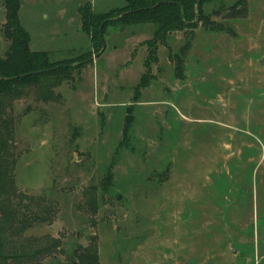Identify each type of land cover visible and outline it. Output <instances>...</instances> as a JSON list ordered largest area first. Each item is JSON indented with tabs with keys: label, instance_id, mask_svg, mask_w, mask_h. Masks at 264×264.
<instances>
[{
	"label": "rangeland",
	"instance_id": "rangeland-1",
	"mask_svg": "<svg viewBox=\"0 0 264 264\" xmlns=\"http://www.w3.org/2000/svg\"><path fill=\"white\" fill-rule=\"evenodd\" d=\"M19 1L33 52L83 63L57 102L30 94L13 106L17 189L55 207L25 234L60 242L43 264L93 242L99 264H264V0H245L240 15L238 0L203 4L225 31L168 36L144 89L154 26L111 19L102 52L81 29L79 8L113 17L126 0ZM4 23L0 0V56Z\"/></svg>",
	"mask_w": 264,
	"mask_h": 264
},
{
	"label": "trees",
	"instance_id": "trees-1",
	"mask_svg": "<svg viewBox=\"0 0 264 264\" xmlns=\"http://www.w3.org/2000/svg\"><path fill=\"white\" fill-rule=\"evenodd\" d=\"M197 1L126 0L124 10L118 15L113 14V17L94 15L87 6L79 8L78 14L82 31L90 37L91 46L100 52L104 51L103 30L111 19L118 17L113 21L118 26H154L151 40L145 44V70L137 86V89H144L150 83L151 65L158 62V48L166 46L168 36L184 32L190 38L198 24L207 31H225L203 12V4L213 0ZM1 2L5 17L2 33L7 51L0 56V264H43L48 256L61 253L60 242L51 238L27 239L25 234L36 225L49 224L50 218L55 215V207L45 199L27 196L17 189L15 170L18 154L14 144L16 119L13 106L30 94L44 104L57 102L59 95H54V90L63 83H71L74 76L80 74L83 63L52 62L46 52H33L29 48L30 35L21 25L20 1ZM244 3L245 0H238L230 9L240 15ZM184 44L174 60V75L178 79H183V57L189 49L188 41ZM129 124H125L122 132L124 145L128 143ZM110 179V174L106 173L105 181ZM101 188L104 190L105 187ZM96 194L93 189L88 193L86 205L91 214L98 212ZM99 259L96 243L93 242L85 248L78 246L63 264H99Z\"/></svg>",
	"mask_w": 264,
	"mask_h": 264
},
{
	"label": "water",
	"instance_id": "water-1",
	"mask_svg": "<svg viewBox=\"0 0 264 264\" xmlns=\"http://www.w3.org/2000/svg\"><path fill=\"white\" fill-rule=\"evenodd\" d=\"M199 2V0L197 1V3ZM99 31H100V29H99ZM101 32V31H100Z\"/></svg>",
	"mask_w": 264,
	"mask_h": 264
}]
</instances>
